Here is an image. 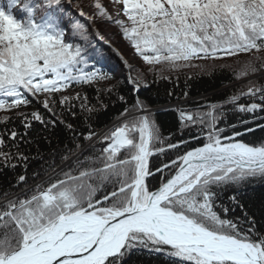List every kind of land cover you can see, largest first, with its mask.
I'll return each mask as SVG.
<instances>
[{
  "label": "snow or ice",
  "instance_id": "1",
  "mask_svg": "<svg viewBox=\"0 0 264 264\" xmlns=\"http://www.w3.org/2000/svg\"><path fill=\"white\" fill-rule=\"evenodd\" d=\"M110 2L120 6L116 16L100 0L92 13L62 0H25L23 19L11 11L19 0H10L8 10L0 6V110L34 108L3 117L4 125L19 119L25 129L0 133L4 167L30 159L18 143L33 124L55 129L57 107L79 119L72 106L80 100L85 120L99 114L86 95L63 93L74 84L113 79L95 65L88 70L90 37L103 40L100 20L114 23L157 76L242 53L251 59L238 77L264 70V0ZM121 60L129 68L132 102L110 85L106 93L124 105L110 124L99 131L66 124L81 143L65 146L59 164L37 173L32 185L21 174L0 186V264H130L141 252L166 256L170 264H264V227L247 216L243 224L228 218L231 209L222 200L230 192L229 203L243 209V190L264 181V137L245 140L264 132V84L200 106L206 110L177 106L179 127L165 135L154 116L160 109L139 98L143 73L133 76L132 65ZM245 97L253 102L240 103ZM226 106L235 122L226 119ZM41 108L57 118H46ZM97 145L98 154L81 160Z\"/></svg>",
  "mask_w": 264,
  "mask_h": 264
},
{
  "label": "trees",
  "instance_id": "2",
  "mask_svg": "<svg viewBox=\"0 0 264 264\" xmlns=\"http://www.w3.org/2000/svg\"><path fill=\"white\" fill-rule=\"evenodd\" d=\"M9 2L10 0H0V6L8 10ZM33 2L36 3L38 0H33ZM62 2L68 4V0H62ZM100 2L105 8L106 6L113 5L110 0H100ZM24 3L25 0H19V3L11 8V11L17 18L23 19L27 15L21 9ZM94 3L95 0H72L71 6L75 9L79 5L83 10L88 9V12L92 13L95 11ZM44 11L46 10H38L35 15L39 18L43 15ZM108 12L112 16L117 15V12L111 13L109 10ZM120 18L123 19L124 17L121 15ZM97 28L99 29L100 36L105 41H101L99 36L96 35L90 37L92 47L88 48V54L92 59H90V67L88 70H91V65H95V68L107 73L113 79L110 81L93 82L91 85L74 84L63 95L71 97H75L77 93L81 96L86 95L87 106L97 107L100 109L99 114L94 115L91 121L85 120V114L79 107L81 101L75 100L72 110L76 112L77 117H80L79 119L57 107L55 112L59 119L55 129L46 131L41 125L33 124L32 128L23 136L24 142L18 143L20 152L30 159L26 162L14 160L12 162L13 164L20 165L15 169L12 167H4L0 164V186H7L9 181L14 182L16 177L21 174L26 175L28 177V185H32L35 182L33 177L37 173L44 176L45 170L49 168V165L55 167L56 164H59L61 155L65 154L62 151L65 146L68 149H72L74 143H81L79 140H72L73 133L65 127L66 124H72L78 131H84L90 126L99 131L105 125L110 124L124 107L116 99L115 94L108 95L106 93L105 90L110 85H117L120 94L128 98L129 104L132 102L135 94L131 91L132 86L127 80L129 68L123 63L121 58L116 56L113 48L117 49L120 55L132 65L131 74L133 76L137 75L138 72L143 73L142 79L146 86L140 90L139 98L145 100L149 108L154 110L160 109L159 112L154 113V116L157 122L162 125V130L165 135L169 132H175L179 127L178 112L176 111L177 106L192 110H206L200 106L212 103L222 104L234 93L240 91L246 92L247 87L250 85L264 84V75L261 74L264 70H260L259 67L256 73H251L247 77H238L237 74L244 67V64L251 59L249 54L244 53L235 57L218 59L214 62V65L211 61L194 62L196 64H204L203 69L189 68L181 72H165L163 76H157L154 72L148 71V65L135 53L129 42L120 35L119 29L114 23L100 20ZM76 42L81 43L82 41L77 39ZM261 55H264V53H261ZM131 56L133 61L130 62L129 58ZM258 65L259 62H257ZM97 89H100L99 94ZM185 93H187V96H185ZM185 100L188 102L184 103ZM251 102L253 101L247 97L240 100V103ZM101 103L108 105L106 111L100 108ZM33 110L34 108L32 107L10 111L0 110V133L7 135V132H10L13 128L21 134L25 133V129L19 119H12L7 125H4L2 123L3 117H15L17 111L27 113ZM224 110L227 113L226 119L229 122H235L237 114H233L227 106ZM41 111L46 118H57L50 117L42 108ZM62 112L63 114H61ZM260 115H264V113ZM245 119H249V117H245ZM59 120H63L64 123H59ZM261 123H264V121H261ZM261 137H264V132L257 130L254 135L245 137V140H259ZM20 139V137L17 138L18 141ZM49 141L51 142L49 143ZM6 142L9 144L12 143L7 140ZM4 150L8 151L9 149ZM99 150V148L95 147L85 152L81 160L85 157H92L94 153L98 154ZM11 151H16V149L12 148ZM53 161H55V164H53ZM22 187L25 186L22 185ZM16 190L18 191L19 189ZM230 194V192L226 193L222 198L223 203L231 209L228 218L235 219L239 217L243 224L247 216L248 218L256 220L258 228L264 227V181L254 180L246 186L242 195L239 197L243 209L229 203L227 196ZM130 264H170V262L166 256L141 252L132 257Z\"/></svg>",
  "mask_w": 264,
  "mask_h": 264
},
{
  "label": "rangeland",
  "instance_id": "3",
  "mask_svg": "<svg viewBox=\"0 0 264 264\" xmlns=\"http://www.w3.org/2000/svg\"><path fill=\"white\" fill-rule=\"evenodd\" d=\"M105 1H106V0H105ZM119 7H120V6L117 5V4H113V5L106 6L107 10H109L111 13H116ZM128 58H129V57H128ZM129 61H130V62L133 61L132 56L129 58ZM148 67H149V66H148Z\"/></svg>",
  "mask_w": 264,
  "mask_h": 264
}]
</instances>
